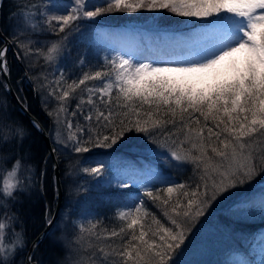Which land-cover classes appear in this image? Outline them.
<instances>
[{"label": "snow or ice", "instance_id": "snow-or-ice-1", "mask_svg": "<svg viewBox=\"0 0 264 264\" xmlns=\"http://www.w3.org/2000/svg\"><path fill=\"white\" fill-rule=\"evenodd\" d=\"M73 3L74 7L69 14L51 17V20L61 22V32L72 21L81 18L95 19L114 9L128 13L138 10H168L181 17L201 20L214 18L220 22L221 26L215 30V34L191 59L143 63L135 61L131 56L117 54L111 59L106 58L104 67L111 71H95L91 75L84 73L78 83L73 81L61 93H57L56 89L49 93V96L60 102L56 112L59 123V113L68 111L65 102L76 87L89 80L103 81V86L98 89L88 88L87 99L81 97L72 111L73 117L79 114L85 122L78 125L77 138L72 135L68 138L78 154L91 151V148L83 145L110 149L126 133L132 131L145 134L153 142L158 133L169 138L174 134L162 130L169 123L175 126L178 112L182 124L186 113L189 116L199 113L206 122L209 119L213 121L214 127H207L205 124L206 135L204 127L199 130L189 129L184 133L191 148L200 153L198 156H191L194 162L210 159L208 148L219 158L220 162L212 168L214 175L211 177V190L208 183L210 174L206 171L201 176L203 191L201 185L197 184L191 192H183V196L188 197L186 202L177 200L171 205V214L164 212L171 226H161L152 231L150 241L146 238L149 232L145 231L142 223L144 216L150 213L142 211L143 201L128 211L119 212L121 219L129 220L127 229L133 230L130 239L121 245L122 251L115 253L123 260V264H172L170 257L181 248L186 237L185 226L178 218H199L210 204L226 192L249 182L258 174V166L259 171L264 172V147H260L258 154L245 151L248 147L246 138L264 136V0H95L94 3L90 0H73ZM104 4L107 5L106 8L100 6ZM88 7H95V11L86 10ZM56 52L58 45L54 43L48 48L46 58L52 60ZM5 56L6 51L0 49V73L6 70ZM43 87L41 84V88ZM97 93L99 105L93 99ZM85 105L89 107L85 108ZM145 106L149 110L145 111ZM161 108L166 109L165 115H171L172 120L159 118ZM184 126L187 127L186 124ZM33 127L37 125L34 123ZM68 127H72L71 122H68ZM15 131L17 135L23 133L22 129ZM193 132L199 139V144L193 142ZM213 138L214 144L208 143L206 147V142ZM0 143H8V140L0 136ZM183 143L181 141V146ZM260 143L264 145V140ZM160 146L165 147L166 144ZM185 151L190 155V149ZM169 152L176 161L186 159L174 148H169ZM22 162V159L14 161V167L8 172V176L14 177ZM97 163L99 166L84 168L83 171L99 176L104 171V164L99 161ZM199 166L198 163L197 167ZM204 167L207 170L209 164L204 163ZM216 176L219 177L218 180ZM177 187L182 189L185 186ZM19 190L21 189L17 184H10L5 180L0 196L12 199L14 192ZM163 191L170 196L174 188L169 186ZM145 195L153 203L161 201L164 206L170 203L168 198L162 199L151 190ZM0 205H3L2 200ZM260 210L264 214V199L260 202ZM155 222L158 225L160 223L158 220ZM5 227L0 222V264H14L16 252L22 250L20 246L24 243L23 235L12 233L13 245L6 247L3 243ZM137 227L139 234L135 231ZM123 232L124 229H121L120 233ZM120 233L113 231L111 235L115 237ZM22 264H32L31 256L22 261ZM112 264L117 262L113 261Z\"/></svg>", "mask_w": 264, "mask_h": 264}, {"label": "trees", "instance_id": "trees-1", "mask_svg": "<svg viewBox=\"0 0 264 264\" xmlns=\"http://www.w3.org/2000/svg\"><path fill=\"white\" fill-rule=\"evenodd\" d=\"M45 0H3L0 8V26L9 37L10 44L7 46L5 66L9 71V79L12 82V86L18 92L20 100H22L27 108L32 111L33 115L41 120L43 127L47 130L52 138L53 147L56 151L57 159L59 161V169L61 172L60 180L63 185V203L64 206L61 211L67 207H73V209L80 210L82 208L89 207L96 212L93 222L87 224L85 228L80 230L81 234L78 239L76 255H84L85 264H112L116 261L117 264H123V260L116 256L117 251H122L121 245L126 240L130 239V235L133 230L127 229L128 219H121L116 217L114 211L118 202L124 198L128 193L139 195L144 202V208L142 211L150 213L144 216L142 223L144 224L145 231L149 232V236L146 237L151 240V232L156 231L158 227L171 226L167 217L164 216V212L167 211L171 214L172 203L179 200L181 203L186 202L188 197L183 196V192H191L197 184L201 185V191H203V183L201 176L207 171L210 175L208 183L211 190L212 183V168L219 163V158L215 157L211 153L210 148L207 149L208 157L210 159L204 162H194L191 156L200 155L197 149L191 148V143L185 140L184 133H187L189 129L199 130L207 124V127H214V123L211 119L207 122L203 116L199 113L185 114V120L182 124L179 119V112L175 118V126L169 123L165 125V129L168 133H172L169 138H166L163 134H155V142L153 139H149L143 133H137L135 131L128 132L125 137L114 145L110 149L101 147H92L91 145H83L84 147L91 148L90 152L76 153L72 147L71 141L68 139L70 135L77 138L78 125H83L85 122L81 115L76 117L72 116V111L75 108V103L79 101L81 97L87 99L88 94L85 92L89 84L94 80L86 81L85 84L76 87L71 92L68 101V106L71 110L69 119L72 121V127L67 128L64 131V135L67 136L65 140L56 138L54 134L55 124L57 119L53 117L54 109L44 104L41 98L40 88L37 86V79L34 78V73L37 72L38 66L33 67L29 63V57L25 53L22 55L23 46L20 45V40L17 36H13L14 21L19 24L20 20H24L26 15L31 18V30L33 34L38 33L44 36H56L62 34L60 31V23L58 21L49 20L45 18L43 20L39 10L44 4ZM107 7L106 4L100 5ZM92 11H95V7H92ZM26 14V15H25ZM17 18V19H16ZM137 18L136 13H128L126 11L113 10L106 12L95 19H89L94 26L98 25H119V23H126L130 19ZM158 25L165 27L179 26L183 22H188L186 17H181L168 10H161L158 15ZM139 19V18H138ZM85 20V18H84ZM193 24L200 25H220V22L214 18H208L207 20L198 19L193 21ZM69 26V25H67ZM66 27H64L65 30ZM85 33V32H84ZM90 36V34H89ZM87 34H84L80 38L78 45L68 47L66 51L70 55L77 52L81 54L86 61V66L75 67V59L72 63L71 56L65 58L59 57L62 66L68 69L67 77L65 80L60 81L63 90L68 88L69 84L73 81H78L83 78L84 73L89 75L95 71H111L104 67L106 58L111 59L112 56H104L101 49H98L91 39L87 40ZM4 39L0 37V47L3 44ZM12 43V44H11ZM1 49V48H0ZM73 49V53H72ZM39 62V61H38ZM50 61L47 60V63ZM74 64V65H73ZM41 67V65H40ZM114 78V73H113ZM83 95V96H82ZM115 98V90H113V100ZM94 101L99 105L100 100L98 96H93ZM105 99L107 97L105 96ZM66 106L67 103L65 102ZM74 104V105H73ZM114 106V105H113ZM89 106L85 105V108ZM120 111V109H116ZM145 111L149 110L147 106ZM52 113V115H49ZM166 109L161 108L160 117L162 119L172 120L171 115H165ZM249 114V119H250ZM199 120V123H196ZM187 125V127L184 126ZM47 128V129H46ZM16 129H22L23 133L17 135ZM207 128L204 127V134L206 135ZM0 136L8 140V143H0V193H2V179H4V171L9 168L14 161L22 159L21 168L19 169L21 190L15 191L12 199L0 196V200L3 201V205H0V222L4 221L7 227V234L18 231L22 233L24 243L20 246L22 250L17 251L13 260L14 264H22L25 260L24 254L27 246L35 238L41 230L45 228L46 221L51 219L53 209L55 208V202L57 197V182L55 179V172L53 171V160L51 154L47 149V144L43 139L42 133L38 131L30 120H27L23 111L19 106L14 103L12 97L3 88V82L0 80ZM193 142L199 144V139L196 137L195 132L191 133ZM262 136H255L259 138ZM258 139V140H259ZM215 138L212 141L206 142L214 144ZM246 140H252L246 138ZM183 141V146H181ZM161 144H166L165 147H161ZM215 146V145H214ZM169 148H174L178 153L186 157L183 161H176L170 154ZM185 149H190V155ZM256 154L259 151H255ZM257 165H259V156L257 155ZM113 160V166L124 168L126 166L147 167L150 166L161 167L163 171L171 174L176 179V190L169 196L168 193L163 190L169 185L166 182H157L149 184L146 187L134 186L127 184L126 187L120 188L119 186H113L107 184L106 186L99 181H92V176H88V172H84V168H90L97 163V161ZM200 164L197 167V164ZM204 163H208L209 167L206 170ZM259 167V166H258ZM30 172L27 173L26 169ZM113 168V167H112ZM256 174L249 182L245 183L242 187L232 189L230 192H226L218 203L209 205L204 214L196 219L185 220L182 216L178 219L184 224V230L186 233L185 241L183 244H191L194 247L198 243V237L202 231L200 226L206 220V224L219 227L220 232L224 237L221 238V242L218 244L212 243L211 245L205 243L201 254H197L195 250L190 254L181 248L173 254L170 259L172 264H191L193 261L196 264H230L229 253L236 249L245 251L249 259V264H260L259 258L254 256V252L244 245L247 240L250 242L257 241L259 230L264 229V214L256 216L255 218H249L248 216L240 215L239 206L236 204L239 199L245 194L251 193L257 185V182L264 179V174L257 171ZM27 175L30 176L31 186L27 187L24 181L27 179ZM62 178V179H61ZM219 178L216 176V179ZM86 185H93L96 187V191L86 188ZM178 185H184V188L177 187ZM153 191L154 194H158L161 198H168L170 203L168 206H164L161 201L153 203L151 198L147 197L145 193L147 191ZM236 202V203H235ZM68 208V209H69ZM60 216L57 217L59 219ZM155 218V219H154ZM158 220L159 225L155 222ZM56 221V219H55ZM55 221L53 223H55ZM204 223V224H205ZM203 224V225H204ZM57 226L53 224L50 230L45 232V237L36 243L34 252H32L31 258L39 259L45 264H70L68 257L66 256V247L61 241L62 238L56 233ZM124 229L123 233L120 230ZM116 231L120 233L117 236H112L111 233ZM136 234H139V228L135 229ZM220 240V239H219ZM227 240L226 246L224 245ZM157 242L158 237H157ZM213 245V246H212ZM103 249V252L101 251ZM184 252V256L182 253ZM106 254V255H105ZM180 255H182L180 257ZM244 255V254H243ZM245 256V255H244Z\"/></svg>", "mask_w": 264, "mask_h": 264}, {"label": "rangeland", "instance_id": "rangeland-1", "mask_svg": "<svg viewBox=\"0 0 264 264\" xmlns=\"http://www.w3.org/2000/svg\"><path fill=\"white\" fill-rule=\"evenodd\" d=\"M2 1L3 0H1L0 2L1 6H2ZM90 2L94 3L95 0H90ZM73 7H74L73 0H45L39 12L42 15L43 20H45L46 18L49 21L51 20V17L69 14V12H71ZM86 10L92 11V7H88ZM135 13L137 14V18H134L133 20L130 19L129 22H126L127 24H121L119 26H116L115 28L109 29L111 31L110 33L100 32L97 35L94 34L95 29H97L96 26L92 25V23L88 21L89 19L84 20V18L72 21L69 24V26H65L66 28L62 32V34H58L56 36H50V37L39 35L38 33L33 34L34 31H30L31 18H29L26 14L24 20H20L19 24H16V22L14 21L13 36H17L18 39L20 40L19 41L20 45L18 47L23 46V51L21 52L22 55L26 53L30 58L29 63L33 67L38 66L37 68L38 70H36L37 72L34 73V78H36L38 81L37 86L38 88H40L41 91L40 96L44 101V104L54 109L53 117L55 119H57L56 112L57 109L60 107V102L49 96V93L52 91V89H56L57 93L62 92L64 87H62L61 82L57 83V81H61L60 80L61 77H63V81H64L65 78L67 77V71H68L67 68L62 66L61 61H59L58 59L59 57H61L62 59L69 55L72 58L71 59L72 63L75 59V67H79L81 65L86 66L87 64L86 61L84 60L85 58H83L81 54L79 55L77 54V52L73 53V49H72V53L74 55H70L66 51L68 47L72 48V45L74 46L78 45V43H80V38H82L84 34H87V38H86L87 40L89 39L93 40L92 42L96 46H98V49H101L104 56L111 55L113 57L114 55L120 54V55H125L126 57L131 56L135 61H140L143 63H148L149 58L143 57L142 59L137 60L136 57L140 56L144 47L145 48L149 47L151 49L156 50V49H160V46H163V44L166 42H170L168 44V47L169 46L171 47L172 44L174 46L173 48H181L184 47L185 45H187V47H192L194 46V44L205 42V40L208 39L207 37L194 39L193 37L187 36L186 33H184L188 29L186 27L196 26L197 24H193V21L195 20L197 21L198 19L187 18L188 22H183V24H180L177 27L175 26L165 27L164 25L162 26L158 25L159 20L157 17L159 13H161V10H157V11L138 10ZM220 26L221 25L214 24L212 28L215 29L216 27H220ZM174 34L177 38L174 36ZM54 43L58 45V52L54 53L53 59L50 60L49 63H47L48 59L46 57L48 53V48H50ZM139 49L142 50L140 51ZM198 51L199 48L195 47V50L193 52L189 53V51L188 52L184 51L183 53L193 58L194 56L197 55ZM41 84L44 85L43 88H41ZM102 86H103L102 80H94L86 88L85 92L88 94L87 92L88 88L98 89ZM94 96L99 97V93H97ZM84 99H86L85 96ZM66 103L67 106L66 104L65 106L68 108V111L59 113V123L57 122V124H55L56 134H54L56 138L62 137L63 140L67 138V136L64 135L63 130L66 131L67 128H69L68 122H72L69 119L70 117H67L71 115V110L70 107L68 106L69 105L68 101H66ZM258 139L259 138L256 139L255 136L252 137V140L245 139V142L248 145L245 151L246 152L252 151L255 154H256L255 151L257 150L260 151V147H264V145L260 143L262 140H264V136L260 137L259 140ZM100 162H103L104 164V171L99 176H93L90 172H88V176L93 177L92 181L93 182L99 181V183H102L105 186L107 184L124 186L126 182L124 181L123 178H119L120 177L119 174L121 173V171H119L118 169L116 170L112 169V167H114L113 160L106 159L105 161H100ZM97 166H99L98 163L94 164V166H91L90 168ZM146 166H147L146 169L149 170V174L151 176L150 182L154 181L155 183L157 182L159 183L161 181L162 182L167 181L168 185L173 187L174 191L176 190L175 187L176 179L172 177L171 174H168L167 172L163 171L161 167L150 166L149 164H147ZM13 167H14V162L9 168L5 169L4 171L5 176L1 182L2 192H3L5 180H7V182L10 184H17L18 186L20 184L19 169L21 168V166L17 169L16 175L14 177L8 176V172L11 171ZM257 171H259V167H257ZM26 172L29 173L30 170L27 168ZM262 174H264V172H262ZM29 178L30 176L27 175V179L24 181V183L27 184V187L31 186V180ZM218 179L219 178H217V180ZM256 183L260 185L254 187L253 191L249 193V195L245 194L244 196H240L242 198L239 199L237 203L235 202L239 206L240 215L242 216L255 218L256 216H260L262 214L260 210V202L262 199H264V179L260 180L259 182L256 181ZM92 186L93 185H89V186L86 185L88 191H90L89 188H92V190L96 191V187L95 186L92 187ZM222 197L223 196H221L220 198ZM219 199L214 203H218L220 201ZM62 203H63V198H62ZM63 206L64 203L62 204V207ZM61 208L59 209L58 212L59 214L58 216H60L61 214V217L59 219H56L55 225L57 226V229H56V233L53 234L54 235L57 234L62 238L61 241L63 242L64 246L67 249L66 256L68 257L67 259L68 261H70V264H85L83 262V260H85V256L80 254L76 255L75 252L77 250L76 243H78L79 238H82L80 237L81 234L79 233L78 228L82 230V228H85L87 224L89 223L91 224L94 220V217H96V212H94V210H92L89 207L82 208L76 211L74 209L73 211H71L73 207L69 208L66 206L62 211ZM2 222L4 223V221ZM205 222L206 221L200 224V226H203L202 227L203 229L200 233V236L197 238L199 242L196 243L194 247L191 246L192 243L183 244V249L186 250L189 254L192 251L191 249L195 250L197 254H201V250L205 243L209 245L213 243L215 246V243L219 244L221 242L220 237H224L221 232L220 234L218 233V231H220L219 227L212 226L211 224H206ZM7 232H8L7 227H5L4 229L5 238L3 240V243L6 247H10L13 245L14 237L12 236V233L7 234ZM14 232L18 233V231L17 232L14 231ZM258 236L259 237H257L258 238L257 241L250 242L247 240L246 242H244V245L248 246L251 249V252H254V256L256 258H259L260 264H264V229L261 231L259 230ZM226 243L227 240L224 244L225 246ZM29 245L27 246L28 250L26 249V252L29 251ZM235 251L236 253H234L235 254L234 261L229 253L228 258L230 260V264H248L249 261H247V259L243 256V254L247 256L245 254V251H241L240 249H236ZM25 254H24V258H25ZM182 255L183 256L185 255L184 252L182 253ZM182 255H180V257ZM31 259L35 261L37 264H45L43 261H39L38 258L37 259L31 258ZM191 264H196V263L192 261Z\"/></svg>", "mask_w": 264, "mask_h": 264}, {"label": "water", "instance_id": "water-1", "mask_svg": "<svg viewBox=\"0 0 264 264\" xmlns=\"http://www.w3.org/2000/svg\"><path fill=\"white\" fill-rule=\"evenodd\" d=\"M1 2V0H0ZM1 4V3H0ZM1 7V5H0ZM0 37H2L4 39V42L3 44L1 45V49H4L6 52H7V49H8V45L10 44V39L9 37L6 36V34L4 32H2V29L0 27ZM7 61V58L5 57L4 58V63ZM1 76L3 77V79L1 78ZM0 79L1 81L4 83V88L5 90H7L10 94V96L12 97V99L15 101V103L20 107V109L25 113V117L27 118V120H31L32 121V124H36L37 127H35L37 130H39L41 133H42V136H43V139L44 141L46 142V146H47V149L49 151V153L52 155L51 158L52 160L54 161V166H53V171L56 173V176H55V179H56V182H57V187H56V190H57V193H58V198H56V202H55V208L53 210V215L51 217V219H49L48 221H50L51 223H46L45 225V228L43 230H41L38 234L35 235V238L34 240L30 243L29 245V251L26 252L25 254V258L27 259L30 255H31V252H33L34 248H35V245L38 241H40L41 239L44 238V235H45V232L47 230H50L53 222L55 221V219L58 217V212H59V209L62 207V198H64V193L62 191V182L60 180V177H61V174L59 172V163L56 159V153L53 149V143H52V140L50 139V134L47 130H45V128L43 127V123L41 122V120H38L32 113L31 110L27 109V107L25 106V104L23 103L22 100H20V98L18 97L17 95V92L15 89H13V86H12V82L11 80L9 79L8 77V69L6 68V70L2 73H0ZM32 263L36 264L35 261L32 260Z\"/></svg>", "mask_w": 264, "mask_h": 264}, {"label": "bare ground", "instance_id": "bare-ground-1", "mask_svg": "<svg viewBox=\"0 0 264 264\" xmlns=\"http://www.w3.org/2000/svg\"><path fill=\"white\" fill-rule=\"evenodd\" d=\"M3 31V30H2ZM6 34V33H5ZM178 36V35H177ZM188 36V35H187ZM177 38V37H176ZM187 38V37H186ZM165 39V38H164ZM168 40V39H167ZM207 40L208 39H206L205 40V42H202V43H196V44H194V46H192V47H187V45H185L184 47H181V48H173V49H170V50H167L166 48H163V49H151V48H149V47H146L145 49H143L142 50V52H141V54H140V56L139 57H136L137 58V60H139V59H142L143 57H145V58H152L154 55H157L156 57H160V56H163V54H168V55H172V57H170L169 58V61L170 62H178V61H180V57H179V55H177V54H179V53H183L184 51H189V53H191V52H193L194 50H195V47L196 48H199L200 49V47L204 44V43H206L207 42ZM145 42V41H144ZM12 44V43H11ZM156 47H157V45H156ZM188 53V54H189ZM7 62V61H6ZM5 68H6V66H5ZM8 73H9V71H8ZM9 75V74H8ZM1 78L3 79V77L1 76ZM1 80V79H0ZM4 84V83H3ZM3 88H4V85H3ZM5 89V88H4ZM14 89V88H13ZM16 90V89H15ZM7 91V90H6ZM8 92V91H7ZM17 92V91H16ZM9 93V92H8ZM18 93V92H17ZM10 94V93H9ZM19 97V96H18ZM14 101V100H13ZM14 103H15V101H14ZM24 103V102H23ZM24 104H26V103H24ZM17 105V104H16ZM18 106V105H17ZM26 106V105H25ZM27 107V106H26ZM20 108V107H19ZM28 109V108H27ZM24 113V112H23ZM25 114V113H24ZM31 121V120H30ZM32 122V121H31ZM47 129V128H46ZM50 139H51V137H50ZM53 143V142H52ZM53 146V145H52ZM53 149H54V147H53ZM56 150V149H55ZM54 150V151H55ZM55 153H56V151H55ZM56 155H57V153H56ZM55 155V156H56ZM52 156V155H51ZM56 159H57V157H56ZM57 161H58V159H57ZM53 163H54V161H53ZM58 163H59V161H58ZM60 166V165H59ZM59 166H58V168H59ZM59 172H60V169H59ZM56 174V173H55ZM60 174H61V172H60ZM62 179V178H61ZM57 197H58V193H57ZM57 219V218H56ZM206 221V220H205ZM55 223H56V221H55ZM55 223H53V224H55ZM52 224V225H53ZM45 237V236H44ZM42 240V239H41ZM40 240V241H41ZM39 242V241H38ZM28 250V249H27ZM37 264V263H36Z\"/></svg>", "mask_w": 264, "mask_h": 264}]
</instances>
